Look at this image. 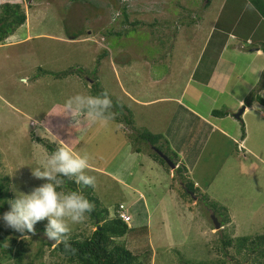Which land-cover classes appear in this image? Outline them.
Returning a JSON list of instances; mask_svg holds the SVG:
<instances>
[{
  "label": "rangeland",
  "instance_id": "1",
  "mask_svg": "<svg viewBox=\"0 0 264 264\" xmlns=\"http://www.w3.org/2000/svg\"><path fill=\"white\" fill-rule=\"evenodd\" d=\"M21 1L27 21L16 31L22 40L0 42V177H9L11 193H30L47 182L33 175V170L50 155L37 137L58 146L69 143L74 153H87L89 160L101 150L111 151L116 154L105 168L107 173L89 168L86 174L95 178V198L111 216L119 203L129 206L132 220L127 223L135 229L122 240L130 250L137 254L148 250L146 264H198L219 259L235 264L231 258L234 248L229 247L230 254L226 256L217 251L222 247L221 238L227 235L252 239L264 234V105L254 101L240 120L234 118L248 105L250 94L264 98V52L258 56L252 51L258 46L264 49V17L252 0H211L208 6L207 0H132L130 21L153 22V26L141 24L123 29L121 36L109 37L100 36L99 31L111 23L109 9L120 11L111 0ZM118 19L123 21L122 14ZM119 21L114 22L115 29L122 25ZM218 21L227 31V49L214 55L224 42L208 47V52L201 54L206 55L202 65L212 56L216 60L218 55H226L235 65L225 87L213 90L189 79L190 65L186 61L187 57L194 59L190 61L194 64L201 58L205 39ZM174 22L188 26L172 34L177 30L171 28ZM92 24L96 41L83 42L81 37L70 35L82 31L86 36L87 26ZM165 29L168 32L163 35ZM28 31L31 38L25 39ZM71 36L79 41L70 42ZM248 38L253 45L246 42ZM240 43L245 48H238ZM104 51L107 52L102 55ZM94 79L98 84L92 87ZM154 80L158 82L155 86ZM184 87L187 92L181 100L203 116L212 109L230 110V117L208 118L235 139L227 138L220 130L211 133L209 126L202 137L195 138V132L189 137L190 131H200L204 125L192 114L184 115L176 100H156L179 98ZM105 90L113 102L105 116L112 120L98 123V131L91 129L96 122L82 116L77 125L65 115L63 105L69 97L78 93L99 95ZM241 99L245 103L240 104ZM118 119L128 120L129 135L123 134L124 124L115 121ZM112 129H119V138ZM146 130L163 134L164 143L159 145L176 162L185 159L183 152L187 150L179 151L181 147L193 149L198 145L199 154L184 161L192 165L196 159L192 174L207 197L205 204L201 200L192 202L190 209L178 191L170 190L172 183L180 184L181 177L170 166L168 169L150 160L154 147L137 139ZM243 131L247 139L241 148ZM84 137L85 144L81 143L77 150ZM100 164L104 166L105 159ZM141 193L144 201L139 197ZM134 199L140 201L133 206ZM8 210L9 207L4 212ZM212 214L221 221L224 215L231 219L224 229H217ZM86 221L87 216L79 223L69 221V228L81 231ZM47 223L37 222L35 233H26V238L0 224L17 241L13 259L4 258L3 264H55L49 247L43 245L47 237L42 229ZM93 229L92 225L86 226L87 232Z\"/></svg>",
  "mask_w": 264,
  "mask_h": 264
},
{
  "label": "trees",
  "instance_id": "2",
  "mask_svg": "<svg viewBox=\"0 0 264 264\" xmlns=\"http://www.w3.org/2000/svg\"><path fill=\"white\" fill-rule=\"evenodd\" d=\"M30 1V0H29ZM87 2H92L91 0H85ZM117 8H120V11L113 12V9H109L111 12V23L109 27L99 31V35L110 36L111 34L121 36L124 31L128 28H137V26H142L141 24L147 26H153V22L146 23L145 21L133 20L130 21V3L132 0H111ZM23 1H7L0 0V42L3 43L9 36H11L20 26H22L27 21V14L25 9L22 7ZM211 0H207L206 6L210 4ZM253 5L257 8L264 17V0H252ZM97 7L98 4L95 3ZM114 6V9H115ZM105 8H108V5H105ZM122 14L123 21H119V16ZM119 21L122 24L118 29H115L114 22ZM219 21L214 28L217 30L216 33L221 31L223 38L227 37L226 29L222 26H219ZM128 25V26H127ZM130 26V27H129ZM95 34V31H93ZM82 34V31L72 34L75 37H79ZM71 35V34H70ZM102 39H104L102 37ZM95 40H92V42ZM249 44V43H248ZM261 49V48H260ZM107 51H104L102 55H105ZM63 72L62 74H66ZM61 74V73H60ZM98 84V79H94L95 86ZM249 99L246 101L250 105L254 101L264 105V98L258 95L250 94ZM214 114L225 115L223 110H214ZM107 117V116H106ZM112 120L111 117L108 116ZM115 119V118H114ZM241 119V118H240ZM118 121L121 124H124V129L128 127L127 121L123 122ZM242 121V120H241ZM123 122V123H122ZM243 123V121H242ZM130 124V122H129ZM131 127V126H130ZM129 128V127H128ZM244 130V124L242 126ZM246 133L243 131L241 138H245ZM164 136L161 134H153L150 131L146 130L137 136L138 140H145L150 146L157 147L163 151L159 144L164 143ZM37 140L41 142L49 154L57 150L58 145L53 142L43 138L37 137ZM164 145V144H163ZM168 149V148H167ZM138 150V149H137ZM140 151V150H138ZM171 152V150H169ZM164 152V151H163ZM166 155L168 153L164 152ZM152 158L170 169L166 161L155 152L152 153ZM170 157V156H169ZM172 160L177 163L173 157H170ZM176 158V156H175ZM174 172L181 177L180 184H173L170 186L171 189L178 191V195L185 200V202L192 209V202L205 200L207 197L205 193L195 185L194 181L189 177L188 170L185 165L181 164L174 169ZM186 176L187 180L184 179ZM175 177V176H174ZM62 183L58 188V191L67 192V191H81L85 197L94 205V209L90 214H86L87 221L84 223L85 226L81 231L80 230H69L66 238L57 241L55 244L47 238L43 240V245L49 247L50 252L53 257H55V264H146L145 255L148 250L143 254L134 253L130 250L126 244L123 243V238L131 233L134 229L130 227L126 222L121 218L116 216H111L109 209L104 207L99 199L95 198V187L93 186H83L77 185L73 179L67 177H58ZM179 187L182 188L179 190ZM15 199V196L11 193L9 188V177H0V211L4 212L9 206L8 201ZM116 205L115 210L118 209ZM101 205V206H100ZM103 206V207H102ZM102 207V208H101ZM231 218L228 215L222 217L220 221V229H224L225 225L229 222ZM223 222V223H222ZM92 225L93 230H86V226ZM44 231V229H42ZM9 233L4 231L0 227V264H3V259L11 260L13 259L12 253L14 247L17 246L16 238H10ZM7 242H10L9 247ZM222 247H217V251L220 254L228 255L230 251L229 247L234 248L235 253L231 255V258L234 260L235 264H264V234L258 235L255 238L250 239L249 237H229L227 235L221 238ZM239 257V258H237ZM198 264H227L225 259H219L210 263L200 262Z\"/></svg>",
  "mask_w": 264,
  "mask_h": 264
},
{
  "label": "clouds",
  "instance_id": "3",
  "mask_svg": "<svg viewBox=\"0 0 264 264\" xmlns=\"http://www.w3.org/2000/svg\"><path fill=\"white\" fill-rule=\"evenodd\" d=\"M112 107L113 102L107 90L99 95L75 94L63 105L65 115H69L71 121L77 125L82 116L92 122L107 121L105 112ZM109 115L113 116L112 113ZM89 167L87 153H74L69 143L61 142L57 150L40 167L33 170L34 177L47 182L30 193L16 191L15 199L8 201L9 210L0 214V224L26 238V233H35L37 222L47 220L44 236L48 240L60 241L66 238L70 230L69 221L72 224L82 222L86 214L93 211L94 205L81 191H58L62 183L58 177H67L70 180L74 178L77 185L94 187L95 178L86 174ZM127 209L129 214V206ZM112 216L118 217L117 210Z\"/></svg>",
  "mask_w": 264,
  "mask_h": 264
},
{
  "label": "crops",
  "instance_id": "4",
  "mask_svg": "<svg viewBox=\"0 0 264 264\" xmlns=\"http://www.w3.org/2000/svg\"><path fill=\"white\" fill-rule=\"evenodd\" d=\"M7 1H11V0H7ZM19 1H21V0H19ZM169 26V25H168ZM183 26H188L187 24H179V22H174L173 23V26L171 27V28H175V29H177V30H175V31H173V33L172 34H174V32H177L178 34L179 33H181V31L180 30H182V27ZM167 27V26H166ZM165 27V28H166ZM180 27V28H179ZM215 26H213V28H212V30H210V32L208 33V35H207V38L205 39V44H204V46H202V48H201V52H200V55L204 52V53H207L208 52V47H211V46H217V45H220L219 43L220 42H224V44H222L221 46H220V48L218 47L217 49H215V51L213 52V53H215L214 55H216L217 54V51H218V53H224V51L227 49V47H226V45H225V43L226 42H228V39H227V37L226 38H223L224 36L222 35V33H221V31H220V33H219V31L216 33L215 31H217L215 28H214ZM163 28H164V26H163ZM87 29H88V32H86V36H84L85 34H81L79 37H81L82 38V40L81 41H83V42H86V41H91V40H94L93 39V37L92 36H94L93 34V30H94V28H93V24L92 25H90V26H87ZM168 29H169V27H168ZM167 29H165V31L163 32V35L164 34H167V32L168 31H166ZM83 33V32H82ZM74 34V33H73ZM72 35V34H71ZM73 36H71V40H69L70 42H72V43H76V42H78L79 41V39H77V40H74L73 38H72ZM30 39L31 38V35H30V31H28L27 32V36L25 37V39ZM232 39H235V38H232ZM22 39H19L18 38V36H17V31H15L11 36H9L7 39H6V41L8 42V43H14V41H21ZM60 40H62V39H60ZM183 40H186V39H182V41ZM218 40V41H217ZM10 41V42H9ZM96 41V40H95ZM211 41V42H210ZM248 41H250V45H253L254 44V42L253 41H251V39H246V42H248ZM210 42V43H209ZM208 43H209V45H208ZM238 48H245L244 47V44L243 43H240L238 46H237ZM256 51V53H254V54H257L258 56L260 55V54H262V52H264V49L263 48H261L260 49V47L258 46V47H256V48H253L252 49V51ZM172 53V52H171ZM112 56V55H111ZM206 55H201V58L200 59H196L195 60V62H194V64H192L190 61H194V59H191V58H188L187 57V61H186V63H187V65H190V74H189V76H190V80H192V81H196L197 83H198V86L199 85H201V86H203V87H205L206 89H221L222 87H225V84L224 83H226L225 82V80H226V78L228 77V75L231 73V71H232V65H235V63L234 62H232V61H229V60H227L226 59V55H218V58L215 60L214 59V56H212L211 58H208L207 59V63L205 64V65H202V62H203V60H204V57H205ZM249 56H251V55H249ZM145 65H148L147 63H145ZM193 65V66H192ZM249 65H246L245 67H248ZM244 67V68H245ZM247 69V68H246ZM262 70H264V68H262ZM184 72H186V69H184L183 70ZM169 72V75H172V72L171 71H168ZM79 75V74H78ZM189 79L187 80V81H189ZM158 82H156L155 80H154V82L152 83V85L153 86H155L156 84H157ZM186 88L187 87H184V89L182 90V96L181 97H179V98H172V97H160V98H157L156 100H163V101H167V99H174V100H176V102H178V104H179V106H180V108L182 109V110H184L183 111V114L184 115H188V113H190V114H192L193 116H195L197 119H198V121H199V123H202V125H207L205 128H204V126H200L201 128H202V130H192V131H190V134H189V137L195 132V135H194V137L195 138H198V137H202V133H204V131L208 128V126H209V128H211V133H216V132H218L219 130L223 133V134H225V136H227V138H233V139H235L234 137V135L233 134H228L227 132H224V130L222 129V128H220L219 126H217L216 124H214L213 123V118L212 117H216V118H218V115L217 114H214V110H217V109H212L211 111H210V114L209 115H211L210 117L212 118V119H209L208 117H209V115L208 116H203L202 114H201V112L199 111V110H197V112H196V110L193 108V106H191L190 104H186V103H184L181 99H185V94L184 93H186L187 92V90H186ZM130 98L131 99H134V97H132V95H130ZM136 100L138 101V103H141V104H143V102H139V100L136 98ZM150 102V101H149ZM144 103H147V102H144ZM243 103H245V99H241L240 100V104H243ZM250 107H252V104H250V105H246V107H245V110H248ZM199 109V108H198ZM194 114H193V113ZM226 112V111H225ZM222 116H227V117H230V110H227V112L225 113V115H222ZM235 118V117H234ZM192 120L194 121V123H196L197 121L194 119V118H192ZM238 120H240V119H238ZM183 121V119H180V123ZM98 123H102V122H96V123H94V125L95 126H92L91 127V129H92V131H98V129H99V127H98ZM173 123V122H172ZM199 125V124H198ZM119 126H120V128H121V125L119 124ZM124 126H122V129H123V134H125V135H129L128 134V132H127V128L126 129H124L123 128ZM171 127H172V125H171ZM171 127L169 128V129H171ZM151 130V129H150ZM214 130V131H213ZM151 131H153V129L151 130ZM115 133H117V137L119 138L120 137V135H121V132L119 131V129H112V134H115ZM152 133V132H151ZM209 133V132H208ZM155 134V133H154ZM160 134V133H159ZM210 134V133H209ZM161 135H163V134H161ZM193 136V135H192ZM110 137H111V135H109V139H110ZM128 138H130L129 136H127ZM167 137H169V135L167 136ZM192 138V137H191ZM191 138H188L189 140L191 139ZM177 139H179V138H177ZM247 139V135H245V138H241V142H240V144L239 145H241V148L243 147V145H244V142H245V140ZM85 140H87L85 137L82 139V141L80 142V144L78 145V147H77V150L79 149V147H80V145H81V143H82V145L83 144H85ZM124 140H126L125 138H124ZM180 140V139H179ZM168 141H169V139H168ZM182 141V140H181ZM235 141V140H234ZM170 142V141H169ZM168 142V143H169ZM174 143V142H173ZM110 145H111V141H110ZM182 146H183V144H181ZM198 147V145H196V147L195 148H193V149H190V148H188V146L187 147H181L180 149H179V151H183L182 149H184L185 148V150H187V151H184L183 152V157H185V159L187 158V157H190V156H192L194 153H195V155L197 156L199 153H198V149L199 148H197ZM192 150V153H190V151ZM201 150H203V148L201 149ZM172 151V150H171ZM117 152H118V149H117ZM116 153H112L111 151H109L108 153H106V151L105 152H102V150L101 151H99V153H96V154H94V156H93V158H91L90 160H89V164H90V169L92 170V171H96V172H102V173H107V171H106V167L107 166H109L108 164H109V162H110V159H113V157H114V155H115ZM175 154V153H174ZM176 155V154H175ZM92 156V155H91ZM151 157V156H150ZM176 158H177V155H176ZM105 159V164H104V166H101V161H103ZM184 159V160H185ZM150 160H152L153 162H157V161H155V160H153V159H150ZM183 159H179L178 160V162L176 163L177 164V166H179V165H181V164H183V165H185L186 166V168H187V170H188V174L190 175V176H192V177H190L193 181L195 180V178H194V176H193V166H195V165H197V162H196V159H195V161L193 162V164L192 165H190V164H188L187 163V161H184ZM108 174L110 175V176H112V174H110V172H108ZM172 173L170 174V177H172ZM194 183H195V185L196 186H199V185H197L198 184V182H196V181H194ZM126 184V183H125ZM127 185V184H126ZM208 185V184H207ZM207 185L205 186V189H207ZM200 187V186H199ZM130 188L132 189V190H134V191H136L135 190V187L134 186H130ZM170 190L171 191H174L173 189H171L170 188ZM139 197L141 198V200L142 201H144V194L143 193H141L140 195H139ZM136 201H140V200H137V199H134L133 200V206L134 205H136L137 204V202ZM128 206V205H127ZM130 214V213H129ZM149 218V217H148ZM134 229V228H133Z\"/></svg>",
  "mask_w": 264,
  "mask_h": 264
},
{
  "label": "water",
  "instance_id": "5",
  "mask_svg": "<svg viewBox=\"0 0 264 264\" xmlns=\"http://www.w3.org/2000/svg\"><path fill=\"white\" fill-rule=\"evenodd\" d=\"M244 111H245V107H242L240 110H239V112L238 113H235L234 114V117L236 118V119H240L241 118V116H242V114L244 113ZM154 149H155V151H156V153H158L165 161H166V163L174 170V169H176L177 168V164L175 163V161L174 160H172L168 155H166L162 150H160L159 148H157V147H154ZM212 218H213V221H214V223H215V227L217 228V229H220V227H221V224H220V222L218 221V219L212 214ZM57 241H53V243H56Z\"/></svg>",
  "mask_w": 264,
  "mask_h": 264
},
{
  "label": "built area",
  "instance_id": "6",
  "mask_svg": "<svg viewBox=\"0 0 264 264\" xmlns=\"http://www.w3.org/2000/svg\"><path fill=\"white\" fill-rule=\"evenodd\" d=\"M127 210H128L127 206L121 203L117 209V216L121 218L122 220H124L125 222H130L131 216L128 214Z\"/></svg>",
  "mask_w": 264,
  "mask_h": 264
},
{
  "label": "bare ground",
  "instance_id": "7",
  "mask_svg": "<svg viewBox=\"0 0 264 264\" xmlns=\"http://www.w3.org/2000/svg\"><path fill=\"white\" fill-rule=\"evenodd\" d=\"M250 42V41H249Z\"/></svg>",
  "mask_w": 264,
  "mask_h": 264
}]
</instances>
